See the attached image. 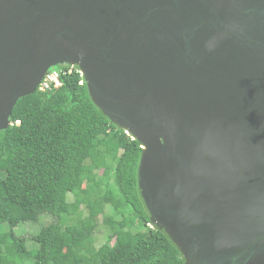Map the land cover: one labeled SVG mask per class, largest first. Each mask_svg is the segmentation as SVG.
I'll return each instance as SVG.
<instances>
[{"label": "water", "instance_id": "water-1", "mask_svg": "<svg viewBox=\"0 0 264 264\" xmlns=\"http://www.w3.org/2000/svg\"><path fill=\"white\" fill-rule=\"evenodd\" d=\"M59 64L140 143L184 264H264V0H0V130Z\"/></svg>", "mask_w": 264, "mask_h": 264}, {"label": "trees", "instance_id": "trees-1", "mask_svg": "<svg viewBox=\"0 0 264 264\" xmlns=\"http://www.w3.org/2000/svg\"><path fill=\"white\" fill-rule=\"evenodd\" d=\"M69 68L51 67L60 85L20 97L0 130V264H184L165 232L148 225L140 143L102 114L79 73H63ZM40 215L56 220L17 233ZM99 215L112 232L96 248Z\"/></svg>", "mask_w": 264, "mask_h": 264}, {"label": "rangeland", "instance_id": "rangeland-1", "mask_svg": "<svg viewBox=\"0 0 264 264\" xmlns=\"http://www.w3.org/2000/svg\"><path fill=\"white\" fill-rule=\"evenodd\" d=\"M56 85H59V82L55 83ZM101 172L99 171V174ZM109 185H112V180L110 179L107 182ZM104 184L101 186V189H104ZM69 201L73 200V195L70 193L67 196ZM109 214H113L112 211H106ZM55 217H52L50 215H40L38 220L36 222H25L20 224L16 231L20 235H26L29 236L32 233L36 232L42 225H45L51 221H55ZM112 232L111 227L103 221V216L99 215L97 218L96 226L93 232V245L94 247H99L106 241V237ZM33 242L28 241V245L32 246ZM30 248V247H29Z\"/></svg>", "mask_w": 264, "mask_h": 264}, {"label": "built area", "instance_id": "built-area-1", "mask_svg": "<svg viewBox=\"0 0 264 264\" xmlns=\"http://www.w3.org/2000/svg\"><path fill=\"white\" fill-rule=\"evenodd\" d=\"M69 69L67 71H63L64 72H72V70H75L77 73H79V76L83 78L82 72L80 71V69L78 68V66L76 65H69ZM61 71L60 70H51L49 72H47L44 77L42 78L41 82L39 83L37 89H39L40 91H46L48 89H50L51 87H57L60 85V76ZM59 82V85H56L55 83ZM80 83H82V81H80ZM16 123H18V121H16ZM126 132V131H125ZM128 133V132H126ZM150 227H152V225L149 223L148 224Z\"/></svg>", "mask_w": 264, "mask_h": 264}, {"label": "clouds", "instance_id": "clouds-1", "mask_svg": "<svg viewBox=\"0 0 264 264\" xmlns=\"http://www.w3.org/2000/svg\"><path fill=\"white\" fill-rule=\"evenodd\" d=\"M126 131V130H125ZM127 132V131H126ZM151 224V223H150ZM152 225V224H151ZM153 226V225H152Z\"/></svg>", "mask_w": 264, "mask_h": 264}]
</instances>
